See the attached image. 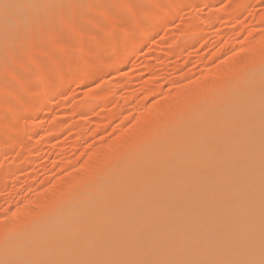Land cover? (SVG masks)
Wrapping results in <instances>:
<instances>
[{
	"label": "rangeland",
	"instance_id": "rangeland-1",
	"mask_svg": "<svg viewBox=\"0 0 264 264\" xmlns=\"http://www.w3.org/2000/svg\"><path fill=\"white\" fill-rule=\"evenodd\" d=\"M61 4L56 12L69 5L59 10L62 15L53 11L47 16V8L45 13V6L39 7L46 20H37L35 11L27 18L28 25L33 23L28 33L22 34L23 27L28 28L26 20L21 33L9 34L12 44L6 46L8 36L0 35V43L8 40L0 46V235L13 231L19 219L30 226V220L52 203H62L64 182L84 178L88 169H98L102 159L111 162L122 144L143 133L140 126L148 128L158 116L170 114L173 95L178 100L197 99L201 82L237 75L239 57L251 66L262 61L264 0ZM126 48L128 59L119 66L116 61ZM108 51L111 66L104 68L96 60ZM207 70L213 77L207 78L210 83L202 78L209 76ZM96 91H104L103 100L92 97ZM147 116L152 121L147 123Z\"/></svg>",
	"mask_w": 264,
	"mask_h": 264
},
{
	"label": "bare ground",
	"instance_id": "bare-ground-1",
	"mask_svg": "<svg viewBox=\"0 0 264 264\" xmlns=\"http://www.w3.org/2000/svg\"><path fill=\"white\" fill-rule=\"evenodd\" d=\"M62 1L70 2L0 0V35L9 39L0 46L12 44L11 33H21L26 20L22 34L28 33L33 23L28 25L27 18L35 11L43 21ZM127 50L116 61L119 66L128 59ZM105 53L95 55L104 68L111 66L110 52ZM262 54L254 66L237 56L238 74H216L214 83L207 70L209 76L202 78L210 84L201 82L205 88L197 99L173 95L170 114L158 116L148 128L142 124L138 137L126 136L111 162L102 159L84 178L64 182L70 188L62 190V203L29 219L30 226L19 219L13 231L0 235V264H259L264 255ZM104 94L92 97L103 100Z\"/></svg>",
	"mask_w": 264,
	"mask_h": 264
},
{
	"label": "snow or ice",
	"instance_id": "snow-or-ice-1",
	"mask_svg": "<svg viewBox=\"0 0 264 264\" xmlns=\"http://www.w3.org/2000/svg\"><path fill=\"white\" fill-rule=\"evenodd\" d=\"M5 7L8 8V7H11V6L6 5ZM259 264H264V255H262V258L259 261Z\"/></svg>",
	"mask_w": 264,
	"mask_h": 264
}]
</instances>
